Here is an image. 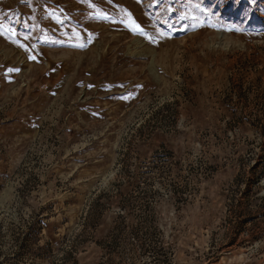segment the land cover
<instances>
[{
	"label": "rangeland",
	"instance_id": "374dc122",
	"mask_svg": "<svg viewBox=\"0 0 264 264\" xmlns=\"http://www.w3.org/2000/svg\"><path fill=\"white\" fill-rule=\"evenodd\" d=\"M0 117V264H264V0H0Z\"/></svg>",
	"mask_w": 264,
	"mask_h": 264
},
{
	"label": "crops",
	"instance_id": "0c3cea01",
	"mask_svg": "<svg viewBox=\"0 0 264 264\" xmlns=\"http://www.w3.org/2000/svg\"><path fill=\"white\" fill-rule=\"evenodd\" d=\"M74 55H83V54H74ZM72 64H75V63H72ZM65 67H66V66H65ZM67 67H68V66H67ZM67 67H66V68H67ZM77 68H78V66L75 67L74 70L77 69ZM62 69H65V68H62ZM72 71H73V69H72ZM51 75H52V73H50V79H51V77H52ZM57 78H58V77H57ZM51 81H52V80H51ZM35 83H36V82H34V87H35ZM50 88H52V85H50ZM6 120H8V118H7ZM0 121H1L2 123H5V122H4L5 119H2L1 117H0ZM7 122H9V120H8ZM62 136H63V135H61V137H62ZM59 138H60V137H59Z\"/></svg>",
	"mask_w": 264,
	"mask_h": 264
},
{
	"label": "snow or ice",
	"instance_id": "6c2138e0",
	"mask_svg": "<svg viewBox=\"0 0 264 264\" xmlns=\"http://www.w3.org/2000/svg\"><path fill=\"white\" fill-rule=\"evenodd\" d=\"M135 28H136V30H141V29L139 28V25H135ZM141 31H142V30H141ZM9 71H12V70L10 69Z\"/></svg>",
	"mask_w": 264,
	"mask_h": 264
}]
</instances>
